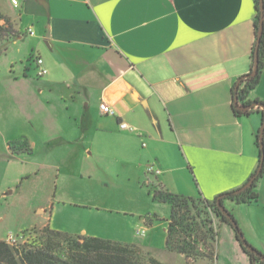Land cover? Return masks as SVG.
<instances>
[{"label": "crops", "instance_id": "crops-1", "mask_svg": "<svg viewBox=\"0 0 264 264\" xmlns=\"http://www.w3.org/2000/svg\"><path fill=\"white\" fill-rule=\"evenodd\" d=\"M13 1L0 0L19 32L0 48V128L7 150L22 154L11 159L56 170L49 201L110 210L111 186L126 181L152 197L160 189L212 201L258 168L262 108L239 117L233 105L235 84L252 69L254 0ZM36 56L48 69L44 78ZM250 99L264 102V73ZM103 102L114 115L101 111ZM152 163L160 175L146 173ZM257 192L258 202L237 205L235 216L264 253V174ZM48 206L14 232L50 225ZM138 214L137 224H153L149 212ZM226 248L235 260L238 249Z\"/></svg>", "mask_w": 264, "mask_h": 264}, {"label": "rangeland", "instance_id": "rangeland-1", "mask_svg": "<svg viewBox=\"0 0 264 264\" xmlns=\"http://www.w3.org/2000/svg\"><path fill=\"white\" fill-rule=\"evenodd\" d=\"M0 13L4 15L1 11ZM5 17L10 22V18ZM0 25L10 31L9 33H0L2 35L0 36L1 48L6 43L16 40L19 32L12 22L8 26L5 21H1ZM31 61L30 58L24 61L26 68L32 65ZM16 66L17 63L13 62L10 65V71L13 72ZM4 133L0 128V233L16 232L21 226L27 225L37 218L36 212L40 206L49 205L48 207H50L51 205L53 208L50 207L47 216L50 218L49 223L52 227L72 234L87 230L89 235L107 240L126 239L130 241V244L139 246L142 254L163 260L166 264H250L247 259L248 255L243 252L239 242L236 239H231V234L235 235L234 229L230 225V227L224 225L221 236L220 228L224 223L210 211L209 218L213 220L212 225L216 234H214L213 240L205 238L198 242L199 255L186 258L184 254L169 251L165 241L167 236L165 223L168 228L169 222L160 217L169 215L170 206L155 201L151 194L148 196V187L146 186L143 188L145 192L138 189L137 185L127 181L126 183L120 182L116 187L111 186L108 194L112 203L107 205V209L110 210H98L94 206L75 207L64 201H49V198H53L55 182L60 176L54 169L40 168L34 163L11 159V155L18 158L22 154L12 146H10V151L7 150V138ZM87 182L89 183V180ZM4 191L9 192L6 197ZM138 194L142 196L139 198ZM225 203L228 211L237 220L235 216L238 211L237 204L230 200H226ZM139 212L143 216L149 212L153 218V224L145 225L142 221L137 224ZM212 214H214V219H212ZM50 225L32 229H36V233H40L47 227L51 228ZM147 227L150 229L146 234L137 233ZM36 236L37 234L34 235L35 238L29 239V243H32L33 240L36 241L38 239ZM191 240L198 241L195 236H192ZM233 246L238 249L235 260L229 259L225 253L228 252L226 247ZM166 249L170 253L164 252Z\"/></svg>", "mask_w": 264, "mask_h": 264}, {"label": "trees", "instance_id": "trees-1", "mask_svg": "<svg viewBox=\"0 0 264 264\" xmlns=\"http://www.w3.org/2000/svg\"><path fill=\"white\" fill-rule=\"evenodd\" d=\"M254 2L257 15L255 19V43L251 55L252 69L250 73L239 78V80L242 79V82L238 90L236 91L237 83L233 88L234 112L239 117L251 115L254 108L244 112L238 109V106L241 108L254 105L264 106V102L259 99H250L251 93L254 92L260 84L264 73L263 33L259 46L258 70L255 76H249L253 72L255 66L256 48L261 18V12L259 10L260 0H254ZM1 21H5L7 25L10 23L9 20L0 13V22ZM2 32L9 33L10 31L0 25V33ZM0 36L2 35L0 34ZM257 109L260 110V107H257ZM261 115L263 123V110L261 111ZM259 137L260 131L256 134V145L260 150V164L261 145ZM257 170L258 168L253 172L246 183H248L256 174ZM263 174L264 167L260 176L251 188L246 189L240 194H234V192L244 187L245 183L236 190L219 195L212 201L204 198L186 197L183 195L168 193L160 189H154L153 199L157 202L169 204L171 206L170 218L167 220V222H169V226L167 229L166 248L169 251L184 254L186 258L199 255L200 247L198 242L205 240V238L213 240L214 234H216L212 225L213 222L209 218V211L213 212L222 221V223H226L233 228L226 216L218 207V198L222 197L221 203L225 206V208L226 200H230L237 205L258 202L259 193L257 192V184ZM228 212L238 224L235 217L230 213V211ZM234 231L237 237V232L235 229ZM239 231L242 232L240 226ZM26 232L31 234V238H35L34 235L37 234L36 237H38V239L36 241L33 240L32 243L21 245L18 248L11 247L5 242L0 241V264H163L153 257L142 254L140 247L135 244H124L98 237L73 235L67 232L53 230L48 227L41 230L40 233H36V229H30ZM192 236L197 237L198 241L191 240ZM38 241L39 244H37ZM242 249L250 258V264H264V262L255 254L250 253L243 247Z\"/></svg>", "mask_w": 264, "mask_h": 264}, {"label": "water", "instance_id": "water-1", "mask_svg": "<svg viewBox=\"0 0 264 264\" xmlns=\"http://www.w3.org/2000/svg\"><path fill=\"white\" fill-rule=\"evenodd\" d=\"M260 12H261V18H260V24H259V34H258V42H257V48H256V59H255V66L253 69V72L249 75V76H255L258 70V62H259V46H260V41L261 38L263 37V33H264V0H260ZM242 82V79L238 80L237 85H236V91L238 90L240 84ZM237 104V102H236ZM260 107L262 108V110L264 111V106L261 105H254V106H249L246 108H241V107H237L238 109L246 112L248 110H251L253 108H257ZM260 145H261V162L259 164L258 170L256 172V174L250 179V181L248 183L245 184L244 187H242L240 190H237L236 192H234V194H240L243 191H245L248 188H251L253 186V184L255 183V181L257 180V178L260 176L263 167H264V122L262 123L261 126V130H260ZM221 198L219 197L217 200V205L220 208L221 212L226 216V218L228 219V221L230 222V224L233 226V228L236 230L237 232V240L241 243V246L249 251L252 254H255L257 257H259L263 262H264V254L259 252L256 248H254L245 238L244 234L242 232L239 231V226L238 224L234 221V219L231 217V215L229 214L228 210L225 208V206L222 205L221 203Z\"/></svg>", "mask_w": 264, "mask_h": 264}, {"label": "built area", "instance_id": "built-area-1", "mask_svg": "<svg viewBox=\"0 0 264 264\" xmlns=\"http://www.w3.org/2000/svg\"><path fill=\"white\" fill-rule=\"evenodd\" d=\"M13 4L15 6L19 5L18 0H14ZM29 32L31 34H34V32L30 29ZM35 64H36V75L38 78H44L48 75V69L45 66V61L43 58L36 56L35 57ZM101 111L104 114L107 115H114L113 109L105 102H103L100 105ZM120 128L122 130H130V131H135L136 128L131 127L125 122H120ZM146 173L149 175H160L161 170L156 166V164H149ZM213 213V212H211ZM212 219H214V214H212ZM213 222V220H212ZM168 229V228H167ZM138 234H146V229L143 231H137ZM29 239H31V234H28L26 231L20 232V233H14V232H9L2 240V242H5L6 244L10 245L11 247L18 248L21 245H24L26 243H29Z\"/></svg>", "mask_w": 264, "mask_h": 264}]
</instances>
